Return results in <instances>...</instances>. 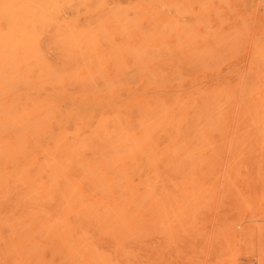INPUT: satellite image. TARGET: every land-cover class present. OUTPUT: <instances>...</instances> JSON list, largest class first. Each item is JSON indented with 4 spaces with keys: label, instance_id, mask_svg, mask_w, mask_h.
I'll list each match as a JSON object with an SVG mask.
<instances>
[{
    "label": "rangeland",
    "instance_id": "obj_1",
    "mask_svg": "<svg viewBox=\"0 0 264 264\" xmlns=\"http://www.w3.org/2000/svg\"><path fill=\"white\" fill-rule=\"evenodd\" d=\"M103 2L105 5L88 6L77 2L68 9L61 5L58 27L53 32L9 37L25 41L12 49L22 52L21 65L17 64L14 72L24 73L28 70L25 59L40 53L56 80L71 81L72 75L75 83L94 82L86 92L88 98L98 97L111 108L115 121L125 123L119 131L123 148L121 153H114V158L122 153L124 157L103 171L106 191L96 196L110 208L112 202L121 206L139 178V172L131 166L129 129L135 120L133 115L139 112L137 100L148 99V69L165 67L162 73L166 78L157 77L167 79V101H177L182 118L177 130L168 128L166 143L175 140L180 161L167 164L166 178L161 181L164 191L156 190L155 175L152 179V236L146 238H151L149 262L264 264V93L258 89V84L264 85V0ZM112 15L120 18L106 22L115 18ZM102 22L106 34L96 26ZM88 25L96 28L86 31ZM106 80L113 86L104 87ZM131 105L134 108L129 112L127 107ZM61 110L68 114L63 103ZM65 128L68 136L61 137L54 126L51 136L43 137L41 144L71 141L85 134L76 127L74 118L66 119ZM156 152L154 149V173ZM15 156L10 150L0 163L3 208L16 198L17 190L46 196L51 186L49 175L41 181L30 179ZM74 185L85 199L93 198L89 190ZM11 246L15 264H46L39 243L26 241ZM7 264H13L12 256Z\"/></svg>",
    "mask_w": 264,
    "mask_h": 264
},
{
    "label": "bare ground",
    "instance_id": "obj_2",
    "mask_svg": "<svg viewBox=\"0 0 264 264\" xmlns=\"http://www.w3.org/2000/svg\"><path fill=\"white\" fill-rule=\"evenodd\" d=\"M103 1L0 0V163L11 150L30 179L41 181L44 176L49 175L47 178L51 185L46 196L41 192L24 194L20 189L17 190L18 194L15 192L16 198L13 201L10 198L12 194L8 196L10 205L3 208L0 203V264H7L10 256L15 264V250L10 245L26 241L39 243L40 254L47 257L44 260L46 264H151L149 254L152 247L148 243L151 238H146L152 231V179L155 175L156 190L164 191L165 184L162 182L168 172L167 164L180 161V150L177 153L175 140L170 138L172 142L166 143L168 128L172 126L177 130L182 118L177 101L171 104L167 101V79L165 81L158 78L165 77L162 73L165 67L162 66V70L161 65H154L148 69V99L137 100L136 109L139 112L133 115L135 120L131 122L132 128L129 129L131 166L134 171L139 172V178L133 183L131 194L120 203L121 206L112 202L110 208L103 201H98L96 196L106 191V187L102 185L105 178L102 176L103 171L114 164L115 160L124 157L122 153V156L114 158V153L122 147L119 131L125 123L122 120L115 121L111 108L104 106L98 97L88 98L86 92L94 82L75 83L72 82V75L71 81L56 80L54 72L45 65L47 62L40 53L35 58L25 59L24 67L28 70H24V73L14 72L17 64L21 65L22 52L12 49L15 44L22 46L25 41L9 37L40 36L53 32L58 27L61 5H66L68 9L77 2L78 5L85 6L105 5ZM115 9H118L117 6ZM112 11L114 9L109 12L114 15ZM117 18H107L106 22ZM96 26L106 34L103 22L96 23ZM93 27L95 25L85 28L86 31H93ZM7 45L12 47L6 49ZM153 67H157V70ZM151 77H155L154 80ZM113 84L106 80L103 86L109 88ZM258 86L260 94H263L264 85ZM62 103L67 108L66 115L61 110ZM132 107L134 108L133 105L127 107V110ZM128 116L127 119L130 118ZM68 118H74L76 127L85 133L84 136L43 146L41 140L47 135L51 136L54 126L58 128L61 137H66L65 121ZM178 146L181 147V144ZM154 149L157 150L155 173ZM74 183L79 188L83 186L89 190V195L93 198L89 199L88 196L85 199V195ZM3 198L0 200L2 203ZM165 220L166 218L162 220L164 224ZM152 253L151 250V255Z\"/></svg>",
    "mask_w": 264,
    "mask_h": 264
}]
</instances>
